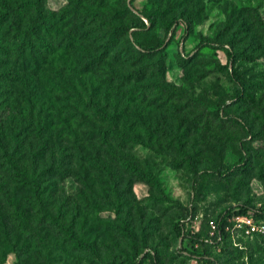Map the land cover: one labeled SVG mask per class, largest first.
<instances>
[{
	"label": "rangeland",
	"instance_id": "1",
	"mask_svg": "<svg viewBox=\"0 0 264 264\" xmlns=\"http://www.w3.org/2000/svg\"><path fill=\"white\" fill-rule=\"evenodd\" d=\"M38 15L55 29L22 67L14 47ZM141 22L164 67L127 32ZM79 73L120 138L86 111ZM0 127L31 182L0 159V264H130L124 228L159 264H264V0H0Z\"/></svg>",
	"mask_w": 264,
	"mask_h": 264
},
{
	"label": "trees",
	"instance_id": "2",
	"mask_svg": "<svg viewBox=\"0 0 264 264\" xmlns=\"http://www.w3.org/2000/svg\"><path fill=\"white\" fill-rule=\"evenodd\" d=\"M12 10L10 14L12 18H10V21L8 23V27H12L13 29L15 28V30H18L20 24L18 21V12L14 9H10ZM33 25L28 27L27 30H25L23 32V44H20L19 46H15L14 50L16 53V56L19 57V59L22 60V67L26 61V54L30 57L32 62L38 63V58L41 55L40 52V45L44 46V44H46L45 42V38L48 36L49 29L54 30L55 29V24L54 23H49L46 22L44 20V17L41 15L36 16L33 19ZM7 23V22H6ZM1 26L3 25V22L1 23ZM132 28H137V30H132L131 31V35L134 38V43L138 46H140L142 48V50L139 52L141 53L142 57L144 59H150L152 57H156L158 60H160V62L158 63L159 66L164 67L163 61H164V50H163V44H159L153 48H145L144 46H142V44L139 42L138 38H137V32L139 31L138 28H145V24L144 22H141L140 24H135L133 27L131 28H127V32L129 30H131ZM14 37L16 38L17 35L15 34ZM38 42V45L36 44ZM36 70V69H35ZM33 70V73L37 74V72L39 70ZM145 67H143V69L141 68L138 72L139 73H144ZM82 73V72H81ZM81 73L75 75L74 77L77 80L78 83V88H74L77 96L79 99H82V93H79L78 89H83V92L87 91V87H88V95L90 98V102L83 104L85 108L88 107V109L86 111H91L94 110L95 111V115H97L99 118L108 121L110 123V132L113 136L120 138L121 133L119 131L118 128V122L116 118H113L111 116H109L99 105V102L97 101L96 97L97 95L95 94V90L93 88L92 83L90 82V84L92 85V87H89L88 85H86L84 83V79L83 76H81ZM87 73V72H86ZM91 79V76H89ZM238 82L241 84V86L243 88H246V84L243 80H241L240 78H238ZM21 134V132H17L15 134V136H12L13 141L17 140L18 145H20V142L18 141V137ZM109 135L107 132H102V139L107 140ZM20 147V146H17ZM9 148V143L7 141H5V136H4V131L2 129V127H0V153L2 154L0 159H4L5 161L9 163H11L12 165V169L15 170V172L17 175H20L21 179H22V184H24L25 186H27V184L31 183L30 180H28L27 175L25 172L21 171L19 166L13 162L15 160L12 159L11 154L9 153V150L7 149ZM249 161V159L247 157H243V159L241 160V162L237 165L236 169H241L242 167H245L247 165V162ZM10 175L11 172H10ZM6 178H5V177ZM1 178V182H0V192H2L3 194L8 196V193L12 191V188L9 184L10 181V176L4 175ZM9 179V181L7 180ZM40 196V194H38ZM38 196V197H39ZM9 198V197H8ZM28 202L26 197L21 198L18 194V190L15 192L14 191V195L13 198L8 199V206L13 210V214L15 219H17L18 224L24 228H26L29 224L28 222V216H27V212L28 210L26 208H24V210H21V203H25ZM3 208H5L3 206V204L0 202V217H3ZM248 211V210H247ZM246 210H239V212H234L236 215H243L244 213L247 212ZM257 213L254 211V213L252 215H256ZM232 214L230 213L229 210H225L224 212H222V214L220 215V217L218 218V239H222L224 237V234H226V230L229 228V224H228V218L231 216ZM229 230V229H228ZM124 234L126 236L129 237L130 239V243H131V247H132V261H130V264H139L141 262H144L148 257H152L151 253H153L151 250H145V252L141 249L139 250L138 248V239L135 233H133L132 231H130L127 228H124ZM69 237H71L72 239L77 240V238H75L74 236H72V234H70V232H67ZM151 251V253H150ZM151 263L152 264H159V260L157 259V256L152 257L151 259Z\"/></svg>",
	"mask_w": 264,
	"mask_h": 264
},
{
	"label": "built area",
	"instance_id": "3",
	"mask_svg": "<svg viewBox=\"0 0 264 264\" xmlns=\"http://www.w3.org/2000/svg\"><path fill=\"white\" fill-rule=\"evenodd\" d=\"M238 220H242L244 221L245 223H247L248 225H252V220L251 218L247 217V216H243V218H239L238 217Z\"/></svg>",
	"mask_w": 264,
	"mask_h": 264
}]
</instances>
